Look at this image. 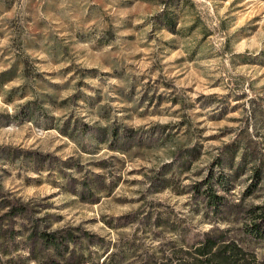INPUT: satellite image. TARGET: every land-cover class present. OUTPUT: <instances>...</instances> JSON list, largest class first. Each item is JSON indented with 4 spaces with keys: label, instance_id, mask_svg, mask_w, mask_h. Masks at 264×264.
Returning <instances> with one entry per match:
<instances>
[{
    "label": "rangeland",
    "instance_id": "rangeland-1",
    "mask_svg": "<svg viewBox=\"0 0 264 264\" xmlns=\"http://www.w3.org/2000/svg\"><path fill=\"white\" fill-rule=\"evenodd\" d=\"M221 173L238 216L216 223L192 188ZM263 203L264 0H0L2 264H140L177 230L241 240Z\"/></svg>",
    "mask_w": 264,
    "mask_h": 264
},
{
    "label": "trees",
    "instance_id": "trees-1",
    "mask_svg": "<svg viewBox=\"0 0 264 264\" xmlns=\"http://www.w3.org/2000/svg\"><path fill=\"white\" fill-rule=\"evenodd\" d=\"M218 165H221L219 163ZM254 183L260 184L263 180L262 170H255ZM229 177L221 173L217 181L209 178L201 184L193 186L195 197L202 196L205 199L206 216L219 220H228L237 217L234 207L227 208L228 203L219 194V189L229 188ZM254 188V184L250 185ZM229 190V189H228ZM248 192H253L248 191ZM6 212L1 216L3 219L13 221L32 212L29 203L23 204L19 199L8 198L4 208ZM246 222L243 224L241 240L231 235L229 229L213 228L203 234H192L187 230H177V238L169 244V249L164 245L145 249L144 261L140 264H257L254 254H250L245 246L255 241L264 243V203L251 207L244 212ZM237 219V218H236ZM146 224L153 227L151 219L145 218ZM158 224L157 220L155 225ZM154 225V226H155ZM37 242L33 244L34 253L37 247L61 252L68 250L72 244L79 242V236L72 229L46 232L34 231ZM0 232V238H1ZM39 245V246H38ZM105 250L104 262H109L112 256L110 244L103 246ZM139 246L131 247L135 252ZM0 264H2L0 254ZM109 264H114L109 262ZM121 264V263H120Z\"/></svg>",
    "mask_w": 264,
    "mask_h": 264
}]
</instances>
